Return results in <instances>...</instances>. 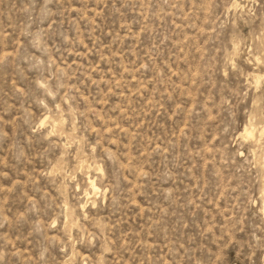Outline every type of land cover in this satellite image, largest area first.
<instances>
[{
	"label": "rangeland",
	"instance_id": "rangeland-1",
	"mask_svg": "<svg viewBox=\"0 0 264 264\" xmlns=\"http://www.w3.org/2000/svg\"><path fill=\"white\" fill-rule=\"evenodd\" d=\"M0 264H264V0H0Z\"/></svg>",
	"mask_w": 264,
	"mask_h": 264
},
{
	"label": "bare ground",
	"instance_id": "bare-ground-1",
	"mask_svg": "<svg viewBox=\"0 0 264 264\" xmlns=\"http://www.w3.org/2000/svg\"><path fill=\"white\" fill-rule=\"evenodd\" d=\"M257 79V78H256ZM245 132L247 134L248 137H252L254 136L253 132L250 131V129H245ZM90 184V187L92 188L93 192L96 194L98 191H99V187L98 185L96 184L95 180L93 179H90L89 180V183ZM98 194V193H97Z\"/></svg>",
	"mask_w": 264,
	"mask_h": 264
}]
</instances>
